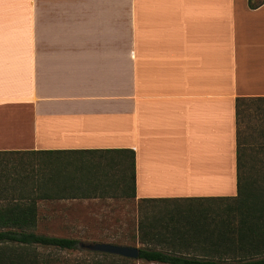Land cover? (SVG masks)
Returning <instances> with one entry per match:
<instances>
[{
    "label": "crops",
    "instance_id": "crops-1",
    "mask_svg": "<svg viewBox=\"0 0 264 264\" xmlns=\"http://www.w3.org/2000/svg\"><path fill=\"white\" fill-rule=\"evenodd\" d=\"M257 97L264 2L0 0V151L127 148L134 200L233 196Z\"/></svg>",
    "mask_w": 264,
    "mask_h": 264
},
{
    "label": "trees",
    "instance_id": "trees-1",
    "mask_svg": "<svg viewBox=\"0 0 264 264\" xmlns=\"http://www.w3.org/2000/svg\"><path fill=\"white\" fill-rule=\"evenodd\" d=\"M263 2L247 0V5ZM261 100L235 99V125L239 105ZM235 155L233 196L136 199L137 259L264 264V159L248 156L252 162L246 163L237 126ZM133 197L131 149L1 150L0 264H135L128 257L89 249L87 256L67 258L59 251L76 249L75 238L35 230L39 200ZM151 202L173 204L154 207Z\"/></svg>",
    "mask_w": 264,
    "mask_h": 264
},
{
    "label": "rangeland",
    "instance_id": "rangeland-1",
    "mask_svg": "<svg viewBox=\"0 0 264 264\" xmlns=\"http://www.w3.org/2000/svg\"><path fill=\"white\" fill-rule=\"evenodd\" d=\"M237 132L248 156L264 159V100L241 104L238 107ZM251 160L247 159L246 163ZM246 171V170H245ZM244 171V172H245ZM160 207L171 202H151ZM149 209H151L149 207ZM35 230L48 235L72 237L77 248L59 251V254L73 259L87 256L86 248L79 243L98 241L139 247L135 238L139 209L131 198H81L40 201L37 207ZM135 264H157L134 259Z\"/></svg>",
    "mask_w": 264,
    "mask_h": 264
},
{
    "label": "water",
    "instance_id": "water-1",
    "mask_svg": "<svg viewBox=\"0 0 264 264\" xmlns=\"http://www.w3.org/2000/svg\"><path fill=\"white\" fill-rule=\"evenodd\" d=\"M80 247L99 252H106L128 257L131 259L137 258V247L125 244H116L110 242H81Z\"/></svg>",
    "mask_w": 264,
    "mask_h": 264
}]
</instances>
